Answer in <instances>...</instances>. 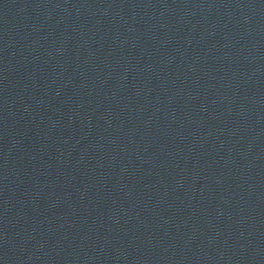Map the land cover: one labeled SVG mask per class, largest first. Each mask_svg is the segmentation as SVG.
Here are the masks:
<instances>
[{"label": "water", "instance_id": "1", "mask_svg": "<svg viewBox=\"0 0 264 264\" xmlns=\"http://www.w3.org/2000/svg\"><path fill=\"white\" fill-rule=\"evenodd\" d=\"M0 264H264V0H0Z\"/></svg>", "mask_w": 264, "mask_h": 264}]
</instances>
